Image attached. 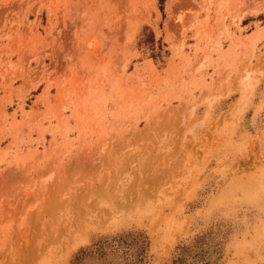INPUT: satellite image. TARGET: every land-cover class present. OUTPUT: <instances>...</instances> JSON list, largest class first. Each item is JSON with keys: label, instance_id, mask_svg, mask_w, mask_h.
Instances as JSON below:
<instances>
[{"label": "rangeland", "instance_id": "1", "mask_svg": "<svg viewBox=\"0 0 264 264\" xmlns=\"http://www.w3.org/2000/svg\"><path fill=\"white\" fill-rule=\"evenodd\" d=\"M161 7L0 0V264H264V0Z\"/></svg>", "mask_w": 264, "mask_h": 264}, {"label": "trees", "instance_id": "2", "mask_svg": "<svg viewBox=\"0 0 264 264\" xmlns=\"http://www.w3.org/2000/svg\"><path fill=\"white\" fill-rule=\"evenodd\" d=\"M163 0H158L159 10L162 11ZM151 33H145L141 44L153 46ZM148 247L147 237L142 233H125L110 237H102L88 247L80 248L74 253L68 264H143ZM181 255V254H180ZM178 255L170 264H183V258ZM111 263V264H114ZM208 264V263H206Z\"/></svg>", "mask_w": 264, "mask_h": 264}, {"label": "bare ground", "instance_id": "3", "mask_svg": "<svg viewBox=\"0 0 264 264\" xmlns=\"http://www.w3.org/2000/svg\"><path fill=\"white\" fill-rule=\"evenodd\" d=\"M145 130V129H144Z\"/></svg>", "mask_w": 264, "mask_h": 264}]
</instances>
